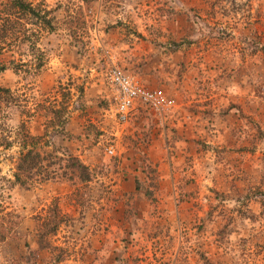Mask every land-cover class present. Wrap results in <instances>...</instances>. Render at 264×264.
<instances>
[{"label":"rangeland","instance_id":"rangeland-1","mask_svg":"<svg viewBox=\"0 0 264 264\" xmlns=\"http://www.w3.org/2000/svg\"><path fill=\"white\" fill-rule=\"evenodd\" d=\"M33 2L53 33L0 0L17 32L0 39V264H264V0ZM114 67L169 108L122 121ZM68 91L63 137L48 107ZM22 122L50 142L24 186Z\"/></svg>","mask_w":264,"mask_h":264},{"label":"trees","instance_id":"trees-1","mask_svg":"<svg viewBox=\"0 0 264 264\" xmlns=\"http://www.w3.org/2000/svg\"><path fill=\"white\" fill-rule=\"evenodd\" d=\"M12 2L11 7L17 9L18 12L23 13L24 17H28L31 19V25L38 27L42 31H47L48 33H53L56 30L55 26V18L53 16V11L47 8H44L43 2H39L35 4L33 0H9ZM85 4H89L94 2L95 0H82ZM0 19H3L0 17ZM14 21L10 19V17L5 20L2 24H0V39H6L9 35L14 31V35H16V30L13 25ZM34 35V34H33ZM37 45V44H36ZM34 45V50L39 52L37 64L34 66L36 71L40 70L45 62L44 54L39 50L38 47ZM3 49L0 48V54H2ZM41 55V56H40ZM7 70L5 66L0 68V72H4ZM11 90L0 87V102L4 100V102L12 103L14 101L13 96L11 95ZM77 98L81 99L85 94V86L80 85L76 88ZM4 95V96H3ZM73 96V93L67 92L63 93L62 97H64L63 101L54 106L55 102L50 103L48 109L53 115L51 124L57 128V135L67 137L66 126L69 121V108L67 105V101H65V96ZM50 98L47 99L49 101ZM57 100V99H56ZM57 103V102H56ZM44 106L41 105L40 108ZM19 135L21 137V147L23 150L22 156L20 158V162L17 167V173L15 175L17 183L20 185L28 184L29 179L40 175L42 170L44 169V162L47 160L48 156H44L39 150H37L41 145L49 146L50 142L46 140L47 131L42 136H31L29 131L27 130L26 122H22L19 127ZM11 143L6 139H0V148L9 147ZM68 151H65L67 153ZM64 156L66 154H63ZM71 166L70 168L76 172L83 182L90 180V173L88 167L82 164L77 158L69 156ZM58 160L63 161V157H59ZM50 166H47V168ZM50 178L47 176L43 180H49Z\"/></svg>","mask_w":264,"mask_h":264},{"label":"built area","instance_id":"built-area-1","mask_svg":"<svg viewBox=\"0 0 264 264\" xmlns=\"http://www.w3.org/2000/svg\"><path fill=\"white\" fill-rule=\"evenodd\" d=\"M111 84L118 92V113L120 119L126 122L138 106H146L154 111L162 112L169 108V101L163 90H150L135 81L119 67H114L108 73ZM109 154H114L111 148Z\"/></svg>","mask_w":264,"mask_h":264}]
</instances>
